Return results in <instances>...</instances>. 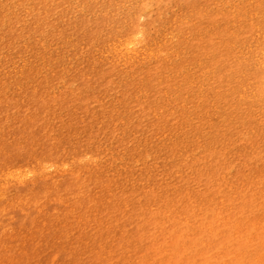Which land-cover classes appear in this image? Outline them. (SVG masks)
<instances>
[{
  "label": "rangeland",
  "instance_id": "obj_1",
  "mask_svg": "<svg viewBox=\"0 0 264 264\" xmlns=\"http://www.w3.org/2000/svg\"><path fill=\"white\" fill-rule=\"evenodd\" d=\"M108 3L109 0H50L43 19L38 14L29 15L34 10L33 0H0V80L5 98L20 101L23 91L37 82L47 97L64 92L68 95L70 90L80 87L94 98L88 101L90 110L82 118L59 101L41 112L42 120L53 128L52 140H60L56 144L66 166H30L22 162L21 173L13 174L5 187L6 176L0 170V198H17L14 183L18 178L28 183L39 176H61L62 169L99 167L96 170L103 178H114L119 188L133 192L137 204L147 198L157 199L153 191L160 188H164L163 196L168 201V191H175V184L180 182L177 175L189 178L197 176L198 170L203 172L202 182L207 187H197L190 179L183 186L197 187L194 198L204 200L208 206L212 203L209 196L217 201L227 193L217 189L212 173H224L226 180L235 181L239 171L251 175L264 172V0ZM138 4H147L139 22L145 30V42L127 53L125 47H120L124 32L116 26L121 27V19ZM103 15L106 17L101 22ZM87 25H95V35L81 30ZM222 43L231 55L230 60L221 61ZM155 68H160L161 74L156 75L153 70L147 77L149 70ZM29 70L35 77L26 74ZM99 71L104 72L105 81L88 88L85 76L94 78ZM2 113L9 118L17 115L13 111ZM71 122L75 128L68 129L66 125ZM84 128L95 134L93 144ZM79 147L83 150L82 161L73 163L67 154ZM210 158L225 160L228 165L222 167L215 162L208 166ZM244 161L251 165L246 170L242 166ZM90 163L93 165L77 166ZM92 178L97 182L96 176L85 179L83 190L88 186L87 190L92 189ZM253 189L250 197L239 202V206L249 204L235 214L239 219L264 216V196L260 194L264 191V178ZM204 190L209 191L205 198L201 195ZM185 201L183 197L180 203ZM157 202L164 208L170 206ZM34 207L33 204L29 209L30 215L19 217L20 223L30 220V230L35 225ZM203 215L200 220L205 224L214 222L210 207L205 208ZM196 219L191 218L194 224ZM129 223L134 224V220ZM131 224L128 231H133L139 241L154 234L141 228L135 231ZM154 227L150 225V229ZM174 228L189 231L181 222ZM9 229V225L0 222V258L12 253L8 246ZM75 230H53L55 234L48 238L63 233L64 241L69 242L79 237ZM95 230V223L85 227L91 238L95 237ZM180 240L186 245L178 255L183 264H264V220L260 228L249 224L239 234L233 228L224 229L222 234L217 229H196L193 238L181 235ZM48 241H37L30 249L39 258L47 257L51 264H58L61 257H71L52 249ZM202 242L208 247L204 248ZM159 246L158 243L150 247L152 262L139 264H153L161 259ZM123 254L121 248L116 251L118 264L136 263V259L121 258ZM144 254L145 251L135 256L141 258ZM23 259L26 264L27 258ZM109 260L107 264H114V258Z\"/></svg>",
  "mask_w": 264,
  "mask_h": 264
},
{
  "label": "bare ground",
  "instance_id": "obj_2",
  "mask_svg": "<svg viewBox=\"0 0 264 264\" xmlns=\"http://www.w3.org/2000/svg\"><path fill=\"white\" fill-rule=\"evenodd\" d=\"M51 1L59 2V0ZM47 2L50 0H33L34 10L29 15L38 14L37 17L45 19L44 12L46 11L44 9L49 6ZM108 4L111 5V0ZM146 7L147 4L136 5L133 11L127 12L121 19L122 26H116L118 29L120 28L119 32H124L123 38L120 40V47H125L127 53H130L136 45H142L145 42V30L139 22L141 16L147 11ZM105 17L106 15L101 16L99 21L102 22ZM21 20L26 19L21 18ZM81 30L95 35L96 27L95 25H87ZM7 31L13 32L12 28H8ZM223 43L220 44L219 48L220 53L223 54L221 61L230 60L231 55ZM153 70L155 71L153 72ZM149 71L151 72L147 73V77L153 73L158 75L162 72L160 68ZM26 74L35 77L31 70ZM85 77V84L88 88H94L96 84L105 81L103 71L96 73L94 78L87 75ZM104 85L102 84V86ZM161 87L162 85L159 86V88ZM4 89L0 80V170L6 176L4 187L10 184L9 179L13 174L21 173L22 162L26 161L27 165L30 166H66L65 158L61 156V150L56 144L60 140H57L56 143L52 140L50 133L53 128L49 126L48 122L42 120L41 112L59 101L65 104V108H71L82 118L86 111L90 110L88 101L91 102L94 99L93 96L80 87H76L70 90L68 95L64 92L60 96L47 97L45 92L40 89V82H37L35 85L26 88L21 94L20 101H17L14 98H5ZM2 111H13L17 115L9 118L7 115H3ZM26 113L28 114L26 115ZM74 123L71 122L66 125L67 128L69 129L71 126L75 128ZM84 130L91 138L90 143L93 144L94 141L92 140L95 134L93 132L87 133L86 128ZM249 142L251 143L250 140ZM18 150H23L24 153L19 154ZM82 151V148L79 147L76 152L68 153L67 158L70 156L73 163L80 164L83 156ZM207 161L210 163L208 166L211 167L215 162L222 167L228 165V162L221 161L219 158L217 160L210 158ZM90 165L93 164L77 166ZM242 166L246 170L251 165L248 161H244ZM96 169L100 168L80 167L77 171L62 169L61 176L51 174L39 176L28 183L18 178L14 183L18 191L17 198L12 199L10 196L0 198V222L10 226V234L7 238L9 239V250L12 252L10 256L0 258L1 264H24L23 258H27L26 264H51L47 257L39 258L38 253L30 249L37 241L45 243L48 240L52 249L60 250L61 253L71 256L67 259L61 257L58 264H107L106 262L110 261V258H114V264H118L119 258L114 257V255L119 248L124 252L121 256L123 259H136L135 264H139L141 261L152 262L154 257L149 254L150 247L158 243L162 258L154 260L153 264H172L174 262L183 264V261L178 257L180 252L186 248L184 242L180 240L181 235L186 238H193L196 229L208 230L209 232L217 229L222 234L224 229L230 230L232 228L236 230V234H239L249 224L260 228L264 220V216L261 215L250 220L239 219L238 216H235L236 213L240 214L246 207H249L247 203L244 206H239V202L244 197H250L253 193V186L259 183L261 178H264L262 171L255 175L239 171L235 181L226 180L224 173L220 175L215 172L212 173L211 176L217 183V189L224 192L227 190V193L219 196L217 201L209 196L208 198L212 203L206 206L204 200L200 201L194 198V194L198 193L197 187L201 185L204 188L207 187L206 183L202 182L203 172L198 170H196L197 176L189 178H185L181 174L177 175L180 182L175 184V191H168L170 195L168 201L163 196L164 191L162 189L164 188H160L158 191H153L156 193L157 199L147 198L148 200L144 203L137 204L133 192H125L123 188H119L116 179L107 180ZM91 176H96L97 182L92 178L94 182L92 189L87 190L90 187L88 186L85 188L86 190H83L85 179H89ZM189 179L197 183V187L191 189L184 187L183 185ZM260 194L264 196V191H261ZM201 195L205 198L209 195V191L204 190ZM182 196L186 199L183 205L180 203L183 199ZM157 201L167 202L170 206L164 208ZM228 202L230 205L226 206ZM89 203L91 204L89 205ZM33 204L36 205L32 212L35 214V225L33 230H30V220L20 223L19 217L30 215L29 209ZM206 207L213 210V223L205 224L203 220H200L204 217L203 212ZM192 217L198 218L196 224L192 222ZM129 220H134V224L129 223ZM178 222L187 225L189 231L186 229L175 230L174 225H177ZM92 223L96 224L94 238L85 232V227ZM130 224L135 231L141 228L148 232L153 231L154 234L139 241L135 238L137 235L133 231H128ZM151 224L155 225L154 229H150ZM59 225L63 228L76 229L75 231L80 233L79 237L71 239L69 242L64 241L63 233L55 235L59 237L58 239L55 236L51 239L48 238L55 234L52 233L53 230L63 229L58 228ZM191 230L195 231L190 232ZM170 232H172L171 235L166 238ZM19 234H22L20 238H18ZM107 236H111V238L107 239ZM158 237L161 239L158 240ZM78 244L81 245L80 248L77 247ZM202 246L205 248L208 247V244L202 242ZM144 251L143 257L135 256ZM51 256L52 253L49 254V258ZM262 258L263 256L258 259L259 263H261Z\"/></svg>",
  "mask_w": 264,
  "mask_h": 264
}]
</instances>
